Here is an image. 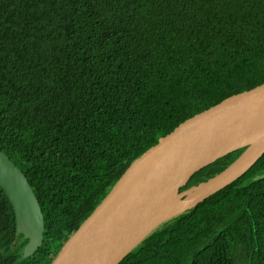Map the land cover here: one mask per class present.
<instances>
[{"label":"trees","instance_id":"16d2710c","mask_svg":"<svg viewBox=\"0 0 264 264\" xmlns=\"http://www.w3.org/2000/svg\"><path fill=\"white\" fill-rule=\"evenodd\" d=\"M262 82L264 0H0V150L44 215L41 246L22 258L27 239L0 187V264H51L137 157ZM117 264H264V153Z\"/></svg>","mask_w":264,"mask_h":264},{"label":"water","instance_id":"95a60500","mask_svg":"<svg viewBox=\"0 0 264 264\" xmlns=\"http://www.w3.org/2000/svg\"><path fill=\"white\" fill-rule=\"evenodd\" d=\"M264 122V82L227 96L194 114L137 157L70 235L51 264H117L156 227L193 207L248 170L264 141L241 165L235 161L196 185L191 176L245 146L240 140ZM0 187L15 214L16 233L27 239L21 257L43 242L44 215L22 169L0 150Z\"/></svg>","mask_w":264,"mask_h":264},{"label":"bare ground","instance_id":"6f19581e","mask_svg":"<svg viewBox=\"0 0 264 264\" xmlns=\"http://www.w3.org/2000/svg\"><path fill=\"white\" fill-rule=\"evenodd\" d=\"M264 141V122L260 125H257L252 130H250L241 140L240 144L245 143L246 149L244 150L241 157L236 161L232 168H235L242 163H244L254 151L261 145Z\"/></svg>","mask_w":264,"mask_h":264},{"label":"rangeland","instance_id":"374dc122","mask_svg":"<svg viewBox=\"0 0 264 264\" xmlns=\"http://www.w3.org/2000/svg\"><path fill=\"white\" fill-rule=\"evenodd\" d=\"M245 146H247V145H245Z\"/></svg>","mask_w":264,"mask_h":264}]
</instances>
